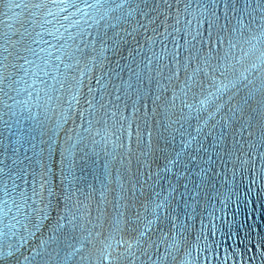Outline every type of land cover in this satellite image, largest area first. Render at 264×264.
Instances as JSON below:
<instances>
[{
    "label": "snow or ice",
    "instance_id": "snow-or-ice-1",
    "mask_svg": "<svg viewBox=\"0 0 264 264\" xmlns=\"http://www.w3.org/2000/svg\"><path fill=\"white\" fill-rule=\"evenodd\" d=\"M0 264H264V0H0Z\"/></svg>",
    "mask_w": 264,
    "mask_h": 264
},
{
    "label": "clouds",
    "instance_id": "clouds-1",
    "mask_svg": "<svg viewBox=\"0 0 264 264\" xmlns=\"http://www.w3.org/2000/svg\"><path fill=\"white\" fill-rule=\"evenodd\" d=\"M191 124H192V127L190 129H188V131L191 132L192 136H196V132H195L196 121L193 119L191 121ZM205 131H207V130H205ZM175 139H177L178 141L174 145L181 150L183 147L182 139H183V141H187L188 139H190V137L184 136L183 138H181V136L180 135L178 136V133H177ZM195 146H196V142L192 141L191 145H189V147L187 149H185V152H192L193 149L195 148Z\"/></svg>",
    "mask_w": 264,
    "mask_h": 264
}]
</instances>
